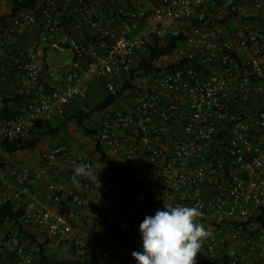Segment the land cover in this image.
<instances>
[{
  "label": "built area",
  "instance_id": "1",
  "mask_svg": "<svg viewBox=\"0 0 264 264\" xmlns=\"http://www.w3.org/2000/svg\"><path fill=\"white\" fill-rule=\"evenodd\" d=\"M12 1L0 0V12ZM149 2L151 10L132 0H40L0 23V143L30 139L46 128L87 97L91 79L105 80L107 92L116 94V81L129 80L153 40L183 35L182 44L159 60L166 61L163 71L141 73L126 110L99 124L98 138L110 149L130 145L125 154L137 181L161 198L162 207L133 190L121 211H111L107 205L122 186L118 164L96 169L92 158L69 155L64 146L41 152L37 168L0 157V207L11 202L23 210L25 225L45 226L51 238L71 242L82 263L137 264L132 253L143 251L140 224L146 216L164 205L198 206L203 216L197 222L212 236L196 264H264V0ZM71 21L89 28L97 41L88 45L72 35ZM35 28L38 40L16 47ZM47 47L72 52L73 60L51 67ZM178 125L185 135L169 139ZM215 142L219 160L212 159ZM140 155L149 157V166H140ZM62 160L73 174L78 164L90 165L100 187L77 177L79 185L59 190L49 181ZM40 181H48L50 205L33 196ZM68 200L89 210L100 242L90 245L80 235L88 220L65 211ZM0 259L44 264L26 237L1 228Z\"/></svg>",
  "mask_w": 264,
  "mask_h": 264
},
{
  "label": "crops",
  "instance_id": "2",
  "mask_svg": "<svg viewBox=\"0 0 264 264\" xmlns=\"http://www.w3.org/2000/svg\"><path fill=\"white\" fill-rule=\"evenodd\" d=\"M134 2L136 3L135 6L141 7L140 6L141 4L139 3V1H134ZM7 5L8 4L2 5V8H7ZM148 10H151V6ZM69 28H70V32L72 35H74L75 37L80 38V39H82L81 37L84 38V32H82L83 26H81L80 24L78 25L76 23V25L74 27H72V23H71L69 25ZM38 35H39V31H37L36 28L32 29V31L30 33H28L25 37H21V38L17 39L16 47H20V46L24 47V46L31 45L33 42L38 40V37H39ZM82 40H84V39H82ZM152 43H154V40ZM91 44H93V42ZM157 66L161 67L162 65L160 62H158ZM160 71H163V70L161 69ZM89 85H90V87H89V91L87 93V97L83 98V99L81 98V99L75 100L72 108H74V109H85L87 104H89L88 100L91 97L94 98L93 96H98L99 98L101 97V100H102L103 98H105L107 96V91H104L103 85L100 83L99 80L91 79L89 82ZM92 94H93V96H92ZM84 100L87 101L88 103L84 102ZM128 103H130L129 99H126V100L121 99L117 104L112 106L110 109H108L104 112H101V113H104L106 115H104V116L101 115L96 119V121L94 119V121L96 122V124L99 125L107 116H109V114H112L114 111H116L118 109H121L123 111L126 110ZM120 106H122V107H120ZM70 124H75V123L66 124V126L58 132H62V131L65 132L68 135L70 142H72V141L75 142V141H77V139L75 137H72L71 135H69L67 133V128ZM55 125L56 124L54 123V125L52 127L49 124L46 128H39V129H37V131L49 132L50 134L48 136H46V137H49L52 134L57 133V132H52V129L55 127ZM181 135H185V133H184L183 127L181 125H178V127L174 128L171 132L168 133L167 137L169 139H172L173 137H178ZM34 136H35V134H33L32 137H34ZM85 136H87V135H85ZM65 137H67V136H65ZM45 138H43V139H45ZM90 139L93 140L92 138H90ZM215 143L216 144L213 145V149H212V151H213L212 159L219 160V159L223 158V155L221 154V151H220L221 149L218 148L219 147L218 143L217 142H215ZM39 145H40V143H39ZM58 146H64L67 149V152L69 155H81V156L85 155L84 153L82 154L80 151H78V152L72 151V149H74V148L76 149L77 147H81L79 145L76 147V145L73 144V142H72V146H73L72 149H70V147L64 143L62 145H58ZM58 146H56V147H58ZM129 146H130L129 144L128 145L126 144L125 149L121 150V151L120 150L115 151V150L108 148V154L107 155L109 158V163H113V164L117 163L118 164L117 169H119V172H127L130 174V176L133 179L138 180V177L135 175V169L133 168V161H132L133 159L128 157L125 154V150ZM56 147H53L51 149H47L46 151L52 150ZM94 149H95V141H94V143H92V147H91V150L89 151V153H90L89 155L94 160L96 169H101V167L105 161L99 160L100 157L98 155L91 156L92 153L94 152ZM34 151H36V150H34ZM34 151L31 154L29 152L30 155L27 157V159H25V161L23 160L22 163L26 164V165H30L33 168H37L39 166V163H40V153L41 152L40 153H37V152L34 153ZM42 152H44V151H42ZM137 158H139V163H140L141 167H146V166L150 165L149 157L140 155ZM72 177H73V172H72L70 166L67 164V162L65 160H62L61 163L59 164V166L52 170L51 180L49 182H55L57 184L59 190H61L62 192H69L73 187ZM121 180H122L121 191L107 205V208L113 212H118V211L122 210L124 203L128 200L130 193L134 190V184L132 182H130L128 180H124V179H121ZM32 193H33V196L38 203L44 204V205H50L51 204L52 193L49 190L48 181H40L37 184L33 185L32 186ZM64 210L70 211V212H72V211L75 212L77 217H86L89 225L87 228L81 230L80 235L83 236L84 238H86L89 241L90 245H94V244H97L98 242H100V239L102 237L101 233H100V227L96 223V221L93 220V218L88 216L90 214V212L87 208L75 206L71 201L68 200V201L64 202ZM23 225L26 228L30 229V231L37 237V240L40 243L45 244L46 254L48 255V257L51 260L61 261V262L66 263V264H74V263L75 264H82L79 261V259L76 258L77 256L74 253L73 246L71 245V242H67L62 237L51 238L49 236L48 230L45 226H42V225L27 226L24 223H23ZM0 228L4 231H7V232H11V231L17 232L18 231L17 228L15 227L14 223H12V222H5L4 224L0 225ZM33 247L35 248L34 245H33ZM3 262H4V260L0 259V264H3Z\"/></svg>",
  "mask_w": 264,
  "mask_h": 264
},
{
  "label": "trees",
  "instance_id": "3",
  "mask_svg": "<svg viewBox=\"0 0 264 264\" xmlns=\"http://www.w3.org/2000/svg\"><path fill=\"white\" fill-rule=\"evenodd\" d=\"M40 0H13L11 4V11L8 15L0 16V23L5 22L8 18L18 15L22 10L29 9L31 7H35L37 3ZM153 2H156L157 0H151ZM72 27L76 25L74 21H71ZM82 32H84V41L88 45L92 42L97 41V36H95L92 32H90V29L86 26H83ZM86 38V39H85ZM184 36H180L179 38H169L168 41L161 43L158 40H154L153 44H150L147 49V53L145 55H142L140 57V60H138L136 66L133 68V70L130 72V78L129 80L124 81H116L117 85V93L116 94H110L107 92V96L103 98L100 102L94 105V107H90L89 104H87L86 109H74L73 104L70 105V107L65 111L63 115L56 116V118H63L60 119L59 122L55 125V127L52 129V132H58L61 129H63L66 124L69 123H75L77 124L83 131L85 135L92 138L95 141V149L91 156L98 155L100 157L99 160L109 162L108 158V145L103 142L101 139L98 138L99 133V125L96 124L94 121V115L96 113L104 112L108 109H110L112 106L117 104L121 99L123 98H129L130 96H136V85H134L136 81L137 74L139 73H152L159 71V67L157 66V63L161 58H163L166 55H169L172 53L176 48H178L182 42L184 41ZM49 50H51L49 47L46 49V57L48 55ZM178 65H172L170 69H175ZM100 83L103 85L104 91H107L106 87V81L100 80ZM130 89L131 95L126 96V92ZM84 102H86L84 100ZM52 119V123L53 120ZM50 121V122H51ZM35 136L31 137L30 139H24L18 142H9L4 141L0 143V146L3 150H5L8 154H16L18 152H24V151H33L36 150L39 147V143L48 136L49 132H41V131H35ZM91 158V157H90ZM119 179H124L132 182L134 184V191L138 194H143L149 203L156 207L160 208L162 207V200L161 198L150 188H145L143 184H141L136 179H133L129 173L127 172H119L115 175ZM24 215L23 210H20L16 207L15 204L8 202L0 207V225L4 224L5 222H12L14 223L15 227L17 228L18 232L22 234L24 237H26L30 244L35 246L37 250V255L41 258L44 264H66L61 261H55L51 260L48 255L46 254V246L43 243H40L37 240V237L30 231V229L26 228L21 219ZM81 262V261H80ZM82 263V262H81ZM82 264H94V260L86 261Z\"/></svg>",
  "mask_w": 264,
  "mask_h": 264
},
{
  "label": "clouds",
  "instance_id": "4",
  "mask_svg": "<svg viewBox=\"0 0 264 264\" xmlns=\"http://www.w3.org/2000/svg\"><path fill=\"white\" fill-rule=\"evenodd\" d=\"M77 177L91 180L100 187L98 175L90 165L80 163L74 168ZM203 213L198 206H165L154 216H146L140 224L143 251L132 253L137 264H196L204 242L212 236L204 224L198 223Z\"/></svg>",
  "mask_w": 264,
  "mask_h": 264
},
{
  "label": "rangeland",
  "instance_id": "5",
  "mask_svg": "<svg viewBox=\"0 0 264 264\" xmlns=\"http://www.w3.org/2000/svg\"><path fill=\"white\" fill-rule=\"evenodd\" d=\"M134 1H139V3L141 4L140 6L145 8V9H149L151 4L149 3V0H132L133 4L136 5V3ZM8 8L3 9L2 13L0 12V16L3 15H8L10 14V7L11 4L9 3L7 5ZM165 59V58H164ZM73 60V54L72 52H59V51H54V50H49L48 55H47V62L51 67H59L62 65H66L69 64L71 61ZM167 60V59H166ZM166 62V61H165ZM164 61L161 62V65H164L165 63ZM141 73L137 74V84L141 85ZM93 96V94H92ZM90 97V96H89ZM94 98H88V102H89V106L90 107H94L95 104H97L100 100L101 97L99 98L98 96H93ZM133 97H129V98H123V100L126 99H132ZM87 102V101H86ZM87 102V103H88ZM122 107V106H120ZM86 109V108H85ZM104 116L106 114L104 113H96L94 115V119L96 121V119L99 116ZM61 120L63 118H60ZM59 118H56L53 120V123L51 122L50 125L53 127L54 123L57 124L60 120ZM67 133L69 135H71L72 137H75L77 139V141H72L73 144L76 145V147L79 145L81 147H77L76 149H72V142H70V139L68 138V135L65 132H57L52 134L49 137H46L45 139H43L40 142L39 147L36 149V151H34V153H40L42 151H46L47 149H51L53 147H56L58 145H62L63 143L66 144L67 146L70 147V149H72V151H80L82 154L84 153V156H89L90 157V153L89 151L91 150L92 147V143H94L93 140H91L88 136H85L84 133L82 132V130L79 128V126L77 124H70L67 128ZM67 136V137H65ZM58 142V143H57ZM60 142V143H59ZM33 151H24V152H19L16 154H8L5 150L0 149V157L2 159L8 160L10 163H14L16 161H25V159H27V157L33 153ZM30 152V154H29ZM72 245V244H71ZM76 257V256H75ZM77 258V257H76ZM75 264V263H74Z\"/></svg>",
  "mask_w": 264,
  "mask_h": 264
}]
</instances>
